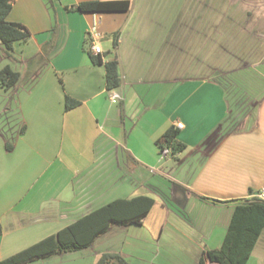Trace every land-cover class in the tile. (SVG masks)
<instances>
[{
  "label": "crops",
  "instance_id": "0c3cea01",
  "mask_svg": "<svg viewBox=\"0 0 264 264\" xmlns=\"http://www.w3.org/2000/svg\"><path fill=\"white\" fill-rule=\"evenodd\" d=\"M82 1L90 0H13L7 16L30 35L10 56L0 44V67L20 73L13 88L0 86V258L115 198L145 194L154 204L141 224L113 225L79 250L94 249L89 264L105 252L129 264H200L203 251L221 245L236 200L264 187V93L248 119L241 96L206 76L221 20L213 37L186 24L177 48L163 15H131V4L91 13L76 8ZM93 18L100 64L87 53ZM115 32L118 46L108 53ZM113 56L114 103L104 69ZM65 96L79 103L66 110ZM178 122L186 147L161 157L156 141ZM246 264H264V231Z\"/></svg>",
  "mask_w": 264,
  "mask_h": 264
},
{
  "label": "trees",
  "instance_id": "16d2710c",
  "mask_svg": "<svg viewBox=\"0 0 264 264\" xmlns=\"http://www.w3.org/2000/svg\"><path fill=\"white\" fill-rule=\"evenodd\" d=\"M13 0H0V44L8 51L13 43L25 41L30 33L20 23L10 22L7 16L12 8ZM130 0H90L76 5L80 11L91 13L127 12ZM118 46V32L112 35L111 50ZM95 64L102 63L100 54L87 51ZM105 87L113 90L120 84L118 61L116 56L104 63ZM20 79V73L9 65L0 67V86L4 90L13 88ZM79 101L65 96L64 108L76 106ZM23 131V127L20 132ZM178 128L169 126L156 141L159 151L166 146L170 154L181 152L186 146L177 139ZM9 150L12 145L6 143ZM154 204V198L141 194L130 198H115L85 213L74 222L64 226L57 232L27 246L26 248L0 259V264H29L56 254L75 252L88 248L100 235L113 225L141 224L142 220ZM264 231V199L257 196L236 200L227 224L221 245L218 248L202 252L199 263L206 260L214 264H246ZM1 234V227H0ZM95 264H129L120 254L105 252Z\"/></svg>",
  "mask_w": 264,
  "mask_h": 264
},
{
  "label": "rangeland",
  "instance_id": "374dc122",
  "mask_svg": "<svg viewBox=\"0 0 264 264\" xmlns=\"http://www.w3.org/2000/svg\"><path fill=\"white\" fill-rule=\"evenodd\" d=\"M130 2L131 15L153 12L166 17L169 28L174 29L177 48L182 44L180 39L186 24L192 28L200 26L199 30L206 31L213 37L214 28L217 27V33L220 31L221 20L222 41L217 39L216 50L205 54L208 56L206 76L222 81L230 93L235 90L236 96L238 94L241 96L239 97L241 100L237 101L243 103L245 114H248V111L250 115L252 114L260 94L264 93V0H130ZM205 48L207 50V47ZM179 53H176V57L180 55ZM252 91L253 94L250 95ZM235 101L236 99L233 100V104ZM249 114L245 115L248 119L251 118ZM227 209L225 207L220 211L221 219ZM219 229L218 225L217 232ZM71 253L72 256H63L51 264H89L95 251L93 249L84 254L83 251Z\"/></svg>",
  "mask_w": 264,
  "mask_h": 264
},
{
  "label": "built area",
  "instance_id": "2783aa9c",
  "mask_svg": "<svg viewBox=\"0 0 264 264\" xmlns=\"http://www.w3.org/2000/svg\"><path fill=\"white\" fill-rule=\"evenodd\" d=\"M88 36L90 37V45H89L90 51L93 54H100L101 49H100L99 45L95 42L96 38H98L100 36V34L98 33V30H97L96 18H93L92 23L90 25V28L88 29ZM108 98L112 103L121 99L120 95L117 92L112 91V90L108 93ZM175 126L177 128H181L182 123L178 122V123H176ZM160 154H161V157H167L170 154V151L166 146H163V148L160 150ZM257 197L264 199V187L261 188V190L257 194Z\"/></svg>",
  "mask_w": 264,
  "mask_h": 264
}]
</instances>
